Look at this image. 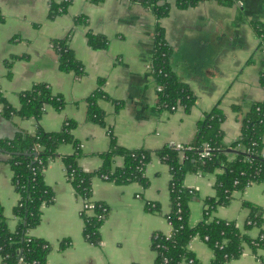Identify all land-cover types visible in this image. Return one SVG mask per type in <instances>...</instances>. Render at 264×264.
<instances>
[{
	"label": "crops",
	"instance_id": "obj_1",
	"mask_svg": "<svg viewBox=\"0 0 264 264\" xmlns=\"http://www.w3.org/2000/svg\"><path fill=\"white\" fill-rule=\"evenodd\" d=\"M66 2L64 12L49 16L51 3ZM160 20L164 40L171 48V70L191 90L194 100L188 109L174 110L157 106V85L150 72L155 19L141 0H0V91L15 109L19 95L37 83H46L62 97L59 108L46 105L38 120L12 115L0 120V137H12L17 131L33 132L36 126L45 131L59 130L66 120L75 122L74 138L80 144L78 159L84 171L97 169L100 153L110 147V129L116 144L129 148L155 150L166 145L189 144L198 122L215 106L224 114L222 142L230 145L237 139L241 120L253 101L264 99L259 76L264 71V49L251 23H264V0H231L221 4L202 0L184 9L174 6ZM83 16L85 23L75 22ZM87 31L107 40L104 48L93 49ZM67 36V43L83 72L78 75L58 67L51 42ZM100 89L106 98L97 99L104 114V126L86 118L87 98ZM114 102L120 103L118 108ZM239 109H233V106ZM1 109V104H0ZM58 155L73 151L63 143ZM234 157V151H228ZM264 155V135L262 138ZM113 166L122 164L116 157ZM216 172H189L184 186L193 190L189 202V225L203 218L204 201L215 195ZM146 186L137 182L115 184L104 178L91 180V199L108 207L99 226L100 241L94 245L83 235L82 200L65 177L60 157L51 159L43 173L53 192L50 203L41 206L40 220L28 234L52 245L47 264H154L150 247L154 231L169 234L166 218L169 211L170 172L166 163L153 156L144 167ZM11 169L0 154V205L13 230L16 218L12 208L18 194L11 184ZM146 202L158 205V211L146 209ZM255 206L262 219L261 227L245 228L249 208ZM234 221L250 237L264 230V180L241 191H234L226 205H218L210 218ZM64 240L66 246L58 248ZM187 248L197 264H209L212 249L199 237ZM264 251L253 253L244 246L241 254L225 264H258Z\"/></svg>",
	"mask_w": 264,
	"mask_h": 264
},
{
	"label": "trees",
	"instance_id": "obj_2",
	"mask_svg": "<svg viewBox=\"0 0 264 264\" xmlns=\"http://www.w3.org/2000/svg\"><path fill=\"white\" fill-rule=\"evenodd\" d=\"M98 2L100 0H93ZM139 1V0H131ZM150 8L154 15L153 52L150 72L155 79L157 90V106L166 110H174L177 105L188 109L193 103L191 90L171 70L169 59L171 48L164 40L163 27L160 20L165 17L171 7L170 0H141ZM202 0H173L174 6L184 9L194 6ZM221 4H229L231 0H216ZM66 2L51 3L49 16L65 11ZM2 15L0 13V22ZM75 22L85 23L83 16L75 17ZM259 37V45L264 49V23H251ZM88 45L93 49L104 48L107 40L100 34L87 31ZM68 37L53 39L52 47L58 58V67L66 72L80 75L83 72L79 62L67 43ZM259 83L264 90V71L259 76ZM106 98L100 89L93 91L87 98L88 121L104 126L103 111L97 105V99ZM20 107L13 108L2 96L0 91V120L18 115L23 118L38 120L46 105L59 108L63 104L62 97L51 91L46 83H37L20 93ZM116 108L120 105L114 102ZM233 109H239L237 105ZM224 114L216 106L206 112L198 122L193 140L185 144L181 151L175 145H166L150 150L144 148L129 149L116 144L114 135L107 129L111 139L108 150L100 153L101 165L93 171H84L78 164L82 155L80 144L72 134L75 122L66 120L59 130L45 131L36 126L33 132L17 131L12 137H0V154L11 169V184L18 194V200L12 208L16 218L13 230L8 227L7 218L3 215L0 205V264H18L22 258L24 264H47V254L52 245L42 238L33 237L28 231L40 220L41 206L53 199L51 188L44 181V170L51 159L59 156L63 164L65 177L71 183L74 193L82 202L81 216L84 221L83 235L91 244L100 241L99 226L105 219L108 207L103 202L91 199V180L93 177L104 178L115 184L137 182L146 186L145 165L153 156L169 167V211L166 218L171 226L169 234L154 231L151 235L150 247L155 252L154 264H197L193 252L189 251V241L197 236L213 251L209 264H225L238 257L243 247L248 246L253 253L264 251V230L256 237L243 233L234 221L212 217L211 213L218 205H226L234 191H241L247 186L264 180V155L262 154V138L264 135V99L253 101L241 120L239 136L230 145L222 142L221 122ZM71 144L73 151L67 155H58L60 144ZM211 147L208 156L201 157V147ZM234 150L230 158L227 149ZM116 157L122 164L113 166ZM189 172H216L215 195L204 201L203 218L197 224L189 225V202L193 190L184 186L183 178ZM86 204H91L88 208ZM249 208L245 228L261 227L262 219L256 214L255 206L244 203ZM146 209L158 211L157 204L146 202ZM66 246L64 240L58 248ZM258 264L264 259L258 257Z\"/></svg>",
	"mask_w": 264,
	"mask_h": 264
},
{
	"label": "built area",
	"instance_id": "obj_3",
	"mask_svg": "<svg viewBox=\"0 0 264 264\" xmlns=\"http://www.w3.org/2000/svg\"><path fill=\"white\" fill-rule=\"evenodd\" d=\"M161 87L160 86H157V90H160ZM184 145L183 144H177L175 145V149L181 151L182 149H184ZM211 152V147H209L208 145L204 144L202 147H201V150H200V156L201 157H205V156H208ZM86 206L88 208H91L92 205L91 204H86ZM18 264H24V261L22 260V258H19V261H18Z\"/></svg>",
	"mask_w": 264,
	"mask_h": 264
},
{
	"label": "water",
	"instance_id": "obj_4",
	"mask_svg": "<svg viewBox=\"0 0 264 264\" xmlns=\"http://www.w3.org/2000/svg\"><path fill=\"white\" fill-rule=\"evenodd\" d=\"M227 151H234L233 149L228 148Z\"/></svg>",
	"mask_w": 264,
	"mask_h": 264
}]
</instances>
